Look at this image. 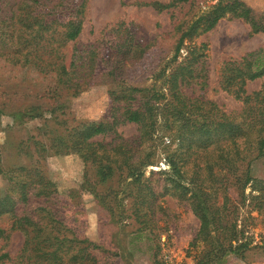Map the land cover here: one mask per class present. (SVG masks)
<instances>
[{
    "label": "rangeland",
    "instance_id": "374dc122",
    "mask_svg": "<svg viewBox=\"0 0 264 264\" xmlns=\"http://www.w3.org/2000/svg\"><path fill=\"white\" fill-rule=\"evenodd\" d=\"M240 1L264 25V0ZM77 2L0 0V162L5 168L24 164L50 181L58 216L78 237L95 244L97 264H152L153 259L166 264H194L187 253L198 222L171 191L169 176L158 173L168 171L166 159L178 152L175 143L168 146L154 139L136 147L141 156L151 155L155 164L143 169L140 184H136L140 189L145 187L144 204L128 209L132 197L120 193L128 181L115 178L97 186L100 196L96 198L80 190L85 169L71 146V129L83 122L107 121L114 89L133 87L136 96L145 95L149 89L161 91L163 77L158 74L162 69L165 74L172 69L170 58L180 31L216 0H84L78 35L63 42L59 35L69 19L66 7ZM151 2L173 6L161 12L141 6ZM133 42L143 48L141 56L131 46ZM200 44L206 51L197 71L204 79L195 77L180 89L181 93L209 101L225 112H237L240 104L218 86L220 68L225 61H238L244 54L264 49V33L250 35L242 20L224 18L209 31L183 41L182 50ZM50 49L55 54L50 55ZM70 63L78 72L70 76L71 81L87 83L84 89L65 88L50 76L52 65L65 68ZM262 83L264 75L247 82L244 89L250 93ZM112 130L114 135L106 133L91 141L112 146L115 135L132 139L137 134L136 126L130 123L116 124ZM261 174V162H251L249 175L259 179ZM3 186L0 178V190ZM232 191L231 205L249 244L241 258L226 254L216 264H264V221L250 210L247 187L243 206L238 204L239 191ZM105 203L115 207L108 211ZM136 207L140 212L135 214ZM144 210L145 215L140 216ZM6 227L7 220L0 219V228ZM137 231L141 233L139 239H135ZM21 243L19 232L0 241L2 251L12 259Z\"/></svg>",
    "mask_w": 264,
    "mask_h": 264
},
{
    "label": "trees",
    "instance_id": "16d2710c",
    "mask_svg": "<svg viewBox=\"0 0 264 264\" xmlns=\"http://www.w3.org/2000/svg\"><path fill=\"white\" fill-rule=\"evenodd\" d=\"M83 5L84 0H78L75 5L66 7L69 19L59 35L63 42L73 41L78 35V17ZM141 6L161 12L173 3L151 2ZM224 18L242 20L248 25L250 35L264 33V25L242 1L216 0L180 31L170 58L174 63L172 69L167 74L162 69L158 74L159 78L163 77L161 91L149 89L145 95L136 96L133 87L114 89L110 93L111 111L107 121L83 122L71 129V146L85 169L80 190L96 198L100 196L95 190L97 186L109 184L115 178L128 181L120 187L121 194L132 197L128 209L130 205L133 207L138 203L140 207L144 204L145 187L140 189L136 184H140L143 169L155 164L151 155L141 156L142 152L136 147L154 139H161L168 146L175 143L178 152L174 151L166 159L168 171L158 173L169 176L171 191L198 222L187 253L194 264H216L226 254L241 258L246 251L249 239L231 205L232 189L239 191L238 204L243 206V192L247 187V204L264 221V83L250 93L244 89L247 82L264 75V49L244 54L238 61L222 63L218 86L240 104L237 112H225L209 101L186 97L180 91L195 77L204 79L198 75L197 65L206 51L204 44L183 51V41L209 31ZM131 46L138 50V56L143 54L139 43L133 42ZM50 51V55L55 54L52 49ZM48 71L54 81L65 88L75 91L86 87L85 82L71 81L70 76L77 72L72 63L65 68L52 65ZM122 123L135 125L136 136L120 139L115 135L116 142L112 146L91 141L106 133L114 135L112 128ZM257 160L262 164V174L261 178L254 179L249 175V165ZM0 178L4 180L0 190V219L7 220V227L0 228V241H5L12 232L22 236L21 247L13 259L0 245V264L98 263L95 244L78 237L58 216L52 203L53 186L37 169L24 164L5 168L0 162ZM147 193L151 195V190ZM99 202L103 201L99 199ZM105 204L108 211L115 207ZM135 210V214L140 212L137 207ZM144 215L145 210L140 213V216ZM140 236L137 231L135 239ZM153 249L155 253L158 250L157 246ZM152 264L166 263L153 259Z\"/></svg>",
    "mask_w": 264,
    "mask_h": 264
}]
</instances>
